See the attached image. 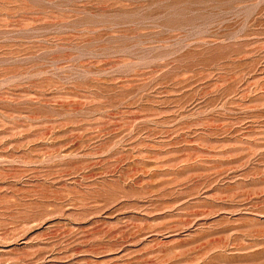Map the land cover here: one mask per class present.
Wrapping results in <instances>:
<instances>
[{
	"label": "rangeland",
	"instance_id": "rangeland-1",
	"mask_svg": "<svg viewBox=\"0 0 264 264\" xmlns=\"http://www.w3.org/2000/svg\"><path fill=\"white\" fill-rule=\"evenodd\" d=\"M0 264H264V0H0Z\"/></svg>",
	"mask_w": 264,
	"mask_h": 264
}]
</instances>
